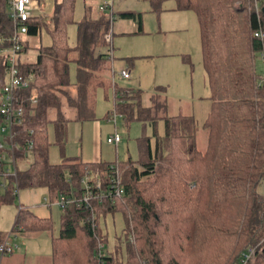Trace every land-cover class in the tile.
<instances>
[{
	"label": "trees",
	"instance_id": "obj_1",
	"mask_svg": "<svg viewBox=\"0 0 264 264\" xmlns=\"http://www.w3.org/2000/svg\"><path fill=\"white\" fill-rule=\"evenodd\" d=\"M75 2L56 0L49 23L42 16L26 22L25 36H37L45 29L52 44L38 49L35 63L18 62L20 72L34 80L17 92V104L23 108L21 122L14 126L17 150L11 152L7 145L0 149L4 156L0 210L13 204L21 189L43 188L51 204L60 197L79 202L88 193L97 196L99 191L86 190L82 184L86 171L97 172L104 182L115 164L122 171L124 192L100 203L97 199L69 203L61 209L56 236L51 218L38 217L19 205L11 235L52 234V264H240L242 254L256 245L247 264H264V76L256 71L264 41L254 37L258 30L264 33V0H258L259 16L248 9V0H176L179 10L194 12L199 25L211 103L203 124L208 131L206 150L197 149L196 121L167 116L159 92L146 107L142 91L114 85L107 118L116 112L126 124L138 122L142 128L136 140L137 160L121 163H82L64 156L67 121L59 95H67L64 88L70 86L71 63L84 65L83 60L70 58L74 49L68 45L67 26L75 23ZM122 17L131 19L134 14ZM85 25H81L80 41ZM109 26L108 20L100 21L95 29V34L97 29L102 31L98 36L106 51ZM14 30L5 0H0V38L8 39ZM24 44L20 53L28 49ZM1 47L8 48V42ZM6 82L0 55V91ZM85 96L79 87L78 101L68 98V104L83 111ZM50 109L56 111L53 120L48 117ZM4 123L0 114V126ZM49 125L55 133L53 144L60 148L59 164L49 162ZM30 143L33 148L28 154ZM28 158L30 165L18 170L17 161ZM115 213L122 215L124 228L110 246L100 221ZM10 236L0 231V244Z\"/></svg>",
	"mask_w": 264,
	"mask_h": 264
},
{
	"label": "crops",
	"instance_id": "obj_2",
	"mask_svg": "<svg viewBox=\"0 0 264 264\" xmlns=\"http://www.w3.org/2000/svg\"><path fill=\"white\" fill-rule=\"evenodd\" d=\"M55 2L56 0H54V5H53L54 7L52 12L51 13L45 12V16H44L42 14L43 0H39L38 8L33 11V12H37V15H35V13L33 14L34 17L42 16L46 18L49 23V20L51 19L55 9ZM167 2H173L172 3L173 5L172 6L169 5L170 8H164V3ZM82 5H83V11H82L83 16L78 22L74 21L75 22L74 24L76 25L77 28L76 43L73 46H70L69 44L68 45L72 49H74L70 53V58L74 61L76 59L83 60L84 65L81 64L78 65L75 62L71 63L69 68L70 86L64 88V91L66 92L67 95L65 96L61 94L59 95L61 101V113L64 119L67 121V123L73 121L78 123L95 121L96 120L95 103H97V101H95L94 99L95 97L94 93L100 90L99 91L100 95H105V100L107 101L109 99L108 90L112 91V98H113L114 85H116L119 88L140 90L144 94H148V97L147 99H145L144 102V103L146 102L149 103V104H144L146 107L151 105L153 96L155 95V93L159 92L160 99L165 101L166 114L169 117L182 115L185 117H192L196 121L197 116L195 112V107H196L195 104L199 101L204 102L203 103L205 107L204 110L209 112L211 103L210 100L208 99L209 89L207 86L206 73H203L204 76L202 78H203V88L207 95L202 97L200 96L195 97L192 90H191V95L189 96H181V95L177 96V94L170 95L169 94L170 84L169 82L166 83L165 79H163L162 77L161 78L159 77L160 75L162 76L163 73L160 72L159 75L155 65H154L155 73H153L154 74L153 79H152V74L148 73L151 81L145 78L144 74H142L140 71L139 72L136 71V73L134 71L138 66H142L143 64L142 62L144 60L145 61L147 60L148 62V60L150 61L158 57V56H154L156 55L155 46L157 45L156 35L163 33L165 36L164 44H166L167 36L170 33L174 32L173 30H170L169 32L163 30L162 28L164 27V25H162V22L164 21L168 22L169 20L176 21L179 19L180 21L187 20V18H189L188 14L190 10H179L177 8L176 0H115L114 3L115 20L113 24H114V28L116 27V33L114 32V41H116V45L113 48L114 57L113 60L111 61L105 57L106 47L101 41L100 36H98V32H100L101 34L102 31L100 29H97V32L95 34V29L96 27H98V23L100 21L108 20L106 14L99 12L98 7L100 5V0H83ZM43 11H45V9H43ZM127 13H133L134 17L131 19L122 17V15H125ZM84 22H86V25L84 26L85 30L83 32L84 36H82L80 41V34H81L80 29L82 23ZM153 31H155V35L153 34ZM40 36L41 33L37 36H30V37H40ZM151 37L153 39H151ZM28 38H29L28 36H24L22 38L23 43H25L24 45H26L27 47H28ZM40 47L42 46L34 48V50H36V56L34 59H32L29 56L28 53L29 48L28 49L23 48L24 51L19 54L18 62L20 64L35 63L37 59V52ZM200 47H201V42H200ZM116 54H118V57H120L121 62H117L115 66V61H116L115 56L117 57ZM101 56L103 57L100 58ZM163 57H169V56H163ZM108 61H110L111 63V69L113 74H115L114 69L116 67L118 72H120L121 70H128L130 72V78L124 80L119 76L118 73L117 78L121 80L118 82L120 85L118 86L117 85L118 83L116 82V78L110 74ZM201 64H202V54H201ZM147 66L148 65H146V67ZM72 67L75 68V71ZM79 70L83 73H80ZM180 71L182 73V77H184L183 79L184 82L186 83V86L192 89V85H193L192 79L190 81L188 80V72L186 71V69H184L182 65L180 67ZM189 74L191 77V73ZM83 75L85 77H81ZM77 84L79 85V87H83L86 93V96L84 97V100L82 102V103H86L84 104L85 107H83V111L81 110V107L79 108V110L75 109L74 108L75 106H71L70 104H68V100H67L68 98H70V100L73 103H76V101H78L77 91L79 87ZM171 108H172V112L170 113ZM51 111H53L52 115H50ZM55 116H56L55 109H50L48 112L49 119L53 120ZM86 117H88L87 120H84L86 119ZM54 138H55V133H54ZM196 143H197V137H196ZM65 149H66V143L64 146V156H66ZM69 158H77L82 163H98V162L111 163L107 160L106 161L102 160L101 150L95 151L93 160L91 162L83 161L81 157L69 156ZM35 189H42V191H44L43 192L44 206L48 209H51L52 206H54L55 204L53 203L51 204L49 202L48 192L43 188H29L28 190H35ZM26 196L28 198V195ZM29 197H31V195ZM45 199L48 200L49 202L48 205L46 204ZM55 206L58 207L57 205ZM14 222L12 223L8 221L7 224H5L4 222V225L2 226V228H0V231L5 235L10 236ZM9 243L11 245L16 246V248L10 255L1 257L0 264H52L51 239L48 235H45L44 232L38 234L18 233L15 236L11 235L9 238Z\"/></svg>",
	"mask_w": 264,
	"mask_h": 264
},
{
	"label": "rangeland",
	"instance_id": "obj_3",
	"mask_svg": "<svg viewBox=\"0 0 264 264\" xmlns=\"http://www.w3.org/2000/svg\"><path fill=\"white\" fill-rule=\"evenodd\" d=\"M83 0H76L75 10L73 14V19L75 22H78L83 16ZM115 3V0H114ZM173 2L164 3V8H170L169 5H173ZM249 1L247 2L248 5ZM54 0H43L42 4V14L45 16V12L51 13L53 10ZM45 7V8H44ZM45 9V11H43ZM37 15V12H33V14ZM189 18L187 20H176L168 22H162L164 27L163 30L170 31L173 30V33H170L167 36L166 44H164V34L160 33L156 35L157 45L156 48V55L158 56L153 60L143 61L142 66H138L134 71H140L144 74L145 78L149 81L148 73L152 74V79L154 78L155 70L154 65L157 68L158 74L162 72V76L159 77L165 79V82H169L170 84V91L169 94L177 96H189L191 95V90L195 97H202L206 96V92L203 88V73L204 70L201 64V47H200V32H199V25L197 22L196 15L194 12L189 11L188 14ZM69 27V28H68ZM67 27V36H68V44L70 46L75 45L76 43V36H77V28L75 24H72ZM112 32H113V48L116 45V41H114V32L116 33V27L114 28V24L112 25ZM155 35V31H153ZM153 37V36H152ZM151 37V39H153ZM52 39L47 34L45 29L41 30L40 37H29L28 38V53L29 56L34 59L36 56V50L34 48L42 46L48 47L51 46ZM183 46V47H182ZM115 56V66L117 62H121L120 57L118 54ZM161 56V57H160ZM169 56V57H163ZM109 62V71L110 74L116 78V82L118 83L121 81L117 78V68L115 67L114 72L112 73L111 63ZM107 62V63H108ZM146 65H148L146 67ZM165 65V66H164ZM181 65L186 69L188 72V80L192 79V89L186 86L184 82V77H182V73L180 71ZM73 68V67H72ZM75 71V68H73ZM256 71L257 74L260 76H264V64L262 63L259 56L256 59ZM191 73V77L190 74ZM115 80V79H114ZM128 82V81H126ZM185 83V85H184ZM116 84V83H115ZM118 86L119 83L117 84ZM100 91V90H99ZM97 91L94 93L95 101V118L96 120L93 122H86V123H78V122H68L66 125V149L65 155L67 157H81L83 161L91 162L93 160V156L95 151L101 150L102 152V160H107L109 162L117 160L118 162H125L129 159L137 160L138 158V151L136 140L142 133L141 124L138 122H132L126 124L120 117L117 119V124L114 126L112 123L108 122L107 120V112L111 110L113 106V98H112V91L108 90L109 92V101L105 100V95H100V92ZM148 94H144L143 96V103L145 99H147ZM173 103V102H172ZM204 102L199 101L195 105V112H196V123L198 126L197 132V149L200 152H205L207 147V135L208 131L203 127L206 114L208 111L204 110ZM149 104V103H144ZM174 110V108H173ZM172 112V108L170 113ZM53 114V111L50 112V115ZM205 114V115H204ZM203 116V117H202ZM119 134L121 138V143L115 147L114 145H108L106 143L107 138L112 136L115 132ZM158 131L160 135L164 132L163 123L159 124ZM147 134L151 135V129H147ZM48 136L49 140L52 145L49 147V161L51 164H59L61 162L60 157V148L57 145H54V132L53 126H48ZM31 163V158H28L24 161H17L16 167L18 170L26 169ZM14 169V166H13ZM12 170V169H11ZM264 186V184H263ZM43 192L42 189H35V190H28V189H21L18 192V196L15 199L14 203L11 205L4 206L0 211V228L7 222H14L15 217L17 216V208L19 205H23L25 207H29L30 210L38 217L41 218H51L54 222V230L53 235L56 236L58 233L59 228V218L61 214V209L56 207L55 205L52 206L51 209H48L44 206L43 201ZM28 195V198L27 196ZM31 195V197H29ZM35 195V196H34ZM31 206H30V205ZM11 220V221H10ZM11 223V224H12ZM11 226V225H10ZM100 227L104 232H107L109 235V243L110 246L115 244V235H120L122 229L124 228V222L122 215L120 213H115L114 215H107L106 219L100 221ZM11 228V227H10ZM45 235H48L51 239V235L49 232H44ZM23 236V235H22ZM257 245L255 246V248Z\"/></svg>",
	"mask_w": 264,
	"mask_h": 264
},
{
	"label": "built area",
	"instance_id": "obj_4",
	"mask_svg": "<svg viewBox=\"0 0 264 264\" xmlns=\"http://www.w3.org/2000/svg\"><path fill=\"white\" fill-rule=\"evenodd\" d=\"M248 9L253 11L257 16L260 15V5L258 0H248ZM6 8L8 15L12 22L15 24V30L13 35L6 40L0 38V55L4 58L6 65V79L7 82L0 91V114L4 116L5 123L0 126V135L3 136L4 141L0 142V149H3L7 145L8 149L11 152L17 150V145L14 143V126L20 124L21 118L23 117V108L17 104V92L26 89L33 82L32 76H25L18 69V57L22 49V38L27 32L26 22H28L33 15V11L38 8V2L36 0H5ZM99 12L106 14L109 21V30L106 35V45L107 51L106 55L109 60H113V32L112 25L115 20L114 15V0H100V5L98 7ZM254 37L260 41H264V33L261 30H258L254 33ZM5 41L8 42L9 47H1V44ZM260 59L264 64V50L260 54ZM119 76L127 80L130 78V72L128 70H121ZM35 102V101H34ZM120 117L116 112H112L107 118L108 122L112 123L114 126L117 124V119ZM121 138L117 131L115 130L114 134L107 138L106 142L109 145H114L115 147L120 143ZM32 143L28 145L27 153H32ZM4 156L1 155L0 159H3ZM109 174L105 176L104 182L100 179V176L97 172L86 171L84 178L82 179V184L86 188L95 189L99 191L97 196H92L91 193L86 194L78 202V200H66L64 197H60L55 203L60 209H63L69 203H89L91 199H97L100 203L104 199L120 198L123 195V186H122V171L118 164L111 165L109 167ZM12 176H15L13 172ZM90 181H93L94 185L89 184ZM104 183V184H103ZM104 185V190L103 186ZM77 201V202H76ZM46 204L49 202L45 199ZM16 246L9 243V237L2 244H0V258L6 255H10ZM255 247L247 250L242 254L241 263L247 264L251 259L252 255L255 252Z\"/></svg>",
	"mask_w": 264,
	"mask_h": 264
}]
</instances>
